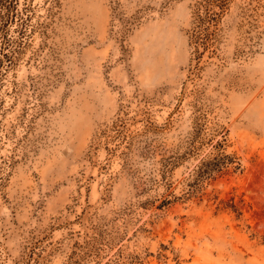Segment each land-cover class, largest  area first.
<instances>
[{
	"label": "rangeland",
	"instance_id": "1",
	"mask_svg": "<svg viewBox=\"0 0 264 264\" xmlns=\"http://www.w3.org/2000/svg\"><path fill=\"white\" fill-rule=\"evenodd\" d=\"M195 1L0 17V264H264V0H230L193 72ZM217 139L235 162L186 193Z\"/></svg>",
	"mask_w": 264,
	"mask_h": 264
},
{
	"label": "trees",
	"instance_id": "2",
	"mask_svg": "<svg viewBox=\"0 0 264 264\" xmlns=\"http://www.w3.org/2000/svg\"><path fill=\"white\" fill-rule=\"evenodd\" d=\"M229 2L230 0L195 1L192 28L190 30L189 39L190 44L193 46V58L195 60L194 68L192 69L193 72H196V69L199 68V62L201 61L204 51L210 47L216 46L222 29V17L229 6ZM14 4L15 0H0V17L2 19L1 26H6L10 20V13L12 8L15 6ZM211 50L214 51V49ZM209 140H212V138ZM213 147L217 150L216 155L212 158H202L199 163L196 164L193 172L191 173L193 179L190 183H188L190 187L186 193L197 191L205 180L213 178L214 174L221 172L223 168L235 162L233 156L224 152L222 139H217L213 144ZM182 156H184V154L179 156H162L160 158V169L163 177H165V174L171 170L172 166L176 162V159ZM236 167H238V165H235V168ZM169 202L170 198L164 197L161 200L160 205L162 206ZM232 207H234L233 204ZM85 243L89 244V241H86ZM88 248L91 249V247Z\"/></svg>",
	"mask_w": 264,
	"mask_h": 264
}]
</instances>
